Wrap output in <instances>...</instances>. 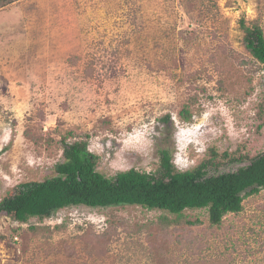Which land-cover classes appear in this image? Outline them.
<instances>
[{
  "label": "rangeland",
  "instance_id": "obj_1",
  "mask_svg": "<svg viewBox=\"0 0 264 264\" xmlns=\"http://www.w3.org/2000/svg\"><path fill=\"white\" fill-rule=\"evenodd\" d=\"M242 18L264 30V0H17L1 8L0 203L55 176L70 131L88 141L108 177L152 172L160 147L174 149L180 171L211 146L264 152V70L243 47ZM192 101L194 121L184 124L179 111ZM183 214L177 224L140 206H78L19 224L1 213L0 264H264V190L220 225L205 209Z\"/></svg>",
  "mask_w": 264,
  "mask_h": 264
},
{
  "label": "trees",
  "instance_id": "obj_2",
  "mask_svg": "<svg viewBox=\"0 0 264 264\" xmlns=\"http://www.w3.org/2000/svg\"><path fill=\"white\" fill-rule=\"evenodd\" d=\"M15 1L0 0V9ZM204 17L206 13L200 9L199 19ZM240 30L243 47L264 70V30L260 20L247 22L242 18ZM263 98L258 105L260 118L264 114ZM194 104L192 101L181 106L182 123H193ZM170 118L167 115L161 121L167 125ZM76 134L70 131L62 136L63 160L55 166V176L23 184L12 198L1 201L0 214L13 215L16 222L26 224L33 218H51L70 207L140 206L167 212L179 224L185 210L205 209L215 226L225 215L239 213L246 198L264 190V152L253 154L240 147L221 153L211 146L194 167L180 171L174 164V149L160 147L158 164L152 172L132 169L108 177L98 171L99 157L88 149V141L78 139Z\"/></svg>",
  "mask_w": 264,
  "mask_h": 264
}]
</instances>
